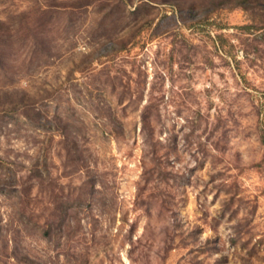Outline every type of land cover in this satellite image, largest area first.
Returning <instances> with one entry per match:
<instances>
[{"label":"rangeland","instance_id":"374dc122","mask_svg":"<svg viewBox=\"0 0 264 264\" xmlns=\"http://www.w3.org/2000/svg\"><path fill=\"white\" fill-rule=\"evenodd\" d=\"M0 264H264V0H0Z\"/></svg>","mask_w":264,"mask_h":264}]
</instances>
